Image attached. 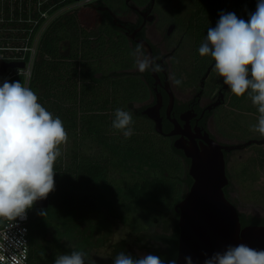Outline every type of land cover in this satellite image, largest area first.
Returning a JSON list of instances; mask_svg holds the SVG:
<instances>
[{"label":"trees","instance_id":"1","mask_svg":"<svg viewBox=\"0 0 264 264\" xmlns=\"http://www.w3.org/2000/svg\"><path fill=\"white\" fill-rule=\"evenodd\" d=\"M73 1H59L50 11ZM108 1L77 6L59 14L44 30L38 45L29 87L38 95L39 102L63 121L75 144L68 160L62 154L56 161L55 190L48 195L49 205L39 208L34 204L30 209L29 264H49L62 254V238L77 227V212L84 195L102 211L138 212L152 220L156 214L174 213V205L193 183L186 168L189 159L156 131L151 119L142 113L144 107L134 106L129 99L133 92L139 93L140 101L155 94L152 71L109 69L107 59L123 58L129 46L125 45L126 37L120 35L114 20L98 10L99 4ZM222 4L205 1L196 8L193 13L198 23L207 10L209 15L214 13L207 6H227ZM48 7L46 2L42 9ZM207 31L198 33L207 35ZM158 73L163 78V72ZM129 74L141 80L132 82L133 88L129 81L123 80ZM14 81L24 84V75L19 74ZM117 108L132 113L134 134L129 139L111 127ZM136 116L150 124L142 128ZM78 130H83L81 138L77 136ZM83 139L99 142L96 151L99 157L78 148ZM109 163L124 173L132 172L134 178L124 181L110 177ZM41 210L47 212L45 216L40 214ZM240 218L243 225L264 222V218L242 211ZM49 231L53 233L50 238ZM179 236L177 221L169 235L151 232L149 238L158 244L151 254L168 264V260L178 255Z\"/></svg>","mask_w":264,"mask_h":264},{"label":"clouds","instance_id":"2","mask_svg":"<svg viewBox=\"0 0 264 264\" xmlns=\"http://www.w3.org/2000/svg\"><path fill=\"white\" fill-rule=\"evenodd\" d=\"M201 57L214 61V72L223 79L236 97H247L258 116L250 130L264 137V0H257L255 12L248 20L234 13H222L215 28H208L199 49ZM136 69L143 73L160 72L159 56L151 55L142 43L132 52ZM27 75V74H26ZM169 81L180 86L174 74ZM130 111L117 108L111 127L125 139L134 134ZM63 121L40 102L38 95L20 81L0 84V218L14 222L26 218L35 202L46 199L55 190V164L62 155L61 145L68 142ZM47 212L41 210V215ZM204 264H264V249L246 244L229 245L224 252H215ZM87 253L72 250L60 254L54 264H85ZM186 264H193L190 256ZM10 264H18L11 258ZM91 264H95L94 261ZM114 264H165L157 255L138 259L120 252ZM168 264H177L173 259Z\"/></svg>","mask_w":264,"mask_h":264},{"label":"flooded vegetation","instance_id":"3","mask_svg":"<svg viewBox=\"0 0 264 264\" xmlns=\"http://www.w3.org/2000/svg\"><path fill=\"white\" fill-rule=\"evenodd\" d=\"M98 3L99 2H97V4ZM155 3L156 0L152 6V0H110L107 3L102 2L101 4H99L98 6L100 7L98 8V10H100V12L104 14V16L111 17L113 20L117 19L118 22H122L123 24H125L124 26H116L120 30V35L126 37L130 45L129 47H131L133 50L135 49L137 44L141 43L140 41L143 39H146L151 44L154 56L160 57V60L158 62L162 65V67L165 68L166 66V73L164 72V68L163 71H161L163 72V78L162 76H160L162 81L164 82L165 78H169L170 75L171 67L169 64V58H171V56H174L176 51L179 50L182 45L183 39L185 38V34H179L177 38L173 39L174 34L178 29L177 21H169L164 26L157 23V21L159 20V15L155 11ZM111 6H116L115 10ZM172 24H174L175 27L172 32H169V27ZM151 26H153V28L151 29V33L153 35L160 30L162 35L161 42L165 47L160 46L159 43L155 42L152 39L151 35L149 34V27ZM205 37L206 35H200L197 31L195 33H192L190 45L193 60L192 67L194 69L195 78L194 86L188 96L181 98L178 95L175 85L171 84L169 81L170 88L175 96V104L171 109L170 117L167 113L169 94L164 88V85L161 83L155 84V80L153 84L155 94H152L150 100L140 107L145 108L149 105L155 104L157 91L162 92L164 103L161 107V115L163 117L164 133L161 134H163L165 138H169L167 140L168 144L175 147L178 151L183 152V156L189 159V162L186 163L188 172L191 158L186 156L183 148H178L175 146L176 141L179 140L178 142H180L181 144H190V141L194 139L200 144L202 143V141H204V136H207L208 134L209 137L214 138L221 144L235 145L233 149L224 150L226 171L229 178V183L224 187V190L226 196L239 209L235 199L231 194V186L233 184V180L229 172L230 161L234 159V156L237 154L236 152H239V150L243 151L246 148H250L251 146L256 144L263 145L264 141L262 140L264 139V137L258 138L255 136H249L248 138H238V141L231 142L227 140V137H230L226 136L228 130H225L223 127H220L217 124V122H219V120L221 121L224 116L231 113V110L227 109L229 105H232V108H238V112L240 113H248L250 111L255 112L256 107L253 106L251 100L247 97V95H245L244 97H239L238 101L236 98L234 99V95L231 93L228 86L223 83V79L214 72V61L210 57H201L199 55L198 49L201 43L204 41ZM148 118L151 119L150 117ZM172 119H177L179 121V133L167 135L169 131L175 128V124ZM151 121L154 123L153 119H151ZM213 123L218 125V127H216V125L213 126ZM238 126H242V123H238ZM165 127H168V130H165ZM240 154L242 155V153ZM239 157L240 159H242L240 155ZM240 162L242 163L243 161ZM190 176L194 181L193 176L191 174ZM190 187L191 186L187 187L186 194L188 193ZM186 194L181 199H183ZM83 198L84 199L77 212V227L73 229L72 233L69 232L63 236V240L65 241V243L67 242L63 254H68L72 250L84 251L87 253L85 264H91L92 261L96 263L94 256H96V254L99 253L98 251H100L102 239L101 233L103 232V230H105V232L109 231L113 227L115 219L119 220L121 223L139 227L142 231L139 234L140 239L142 241H145L146 243L149 242L150 232H144L143 230L149 225V220L146 218V216L142 215V221L138 222L135 221V218H132L133 215L138 212L124 211L117 213L111 212L109 211V209L102 211L97 208L96 202L91 201L90 203H87V201L89 200L87 198V195H84ZM175 205L174 213L164 215L167 216V218L163 230L154 232H164L167 235L173 233L175 223L177 221L179 225L180 218V212L175 209ZM240 213L241 210L239 209V214ZM260 224H264V222ZM144 246L147 250H149L147 244H145ZM120 252L129 254L133 258L134 256L138 258L144 256L139 254L138 252L133 251L132 246L129 245L125 239H119L112 244L111 262L113 264L114 258ZM151 252L152 251H149L148 254H151ZM175 260H177V257L175 258ZM169 261L171 260H168V262Z\"/></svg>","mask_w":264,"mask_h":264},{"label":"rangeland","instance_id":"4","mask_svg":"<svg viewBox=\"0 0 264 264\" xmlns=\"http://www.w3.org/2000/svg\"><path fill=\"white\" fill-rule=\"evenodd\" d=\"M205 1H210L212 5L223 3L222 5L227 4V6H207L206 9H214V13L209 15L207 10L206 14L202 18V21L198 23V20L193 12L196 10V8L205 3ZM235 2L236 0H222L220 2L218 0H156L155 11L159 15V20L157 23L164 26L169 21H177L178 29L175 32L173 39L177 38L179 34H185V38L183 39L181 47L176 51L174 56L169 58V64L171 67L170 74H174L177 79L182 80V84L180 86H175L178 95L181 98L187 97L194 86L195 75L194 69L192 67L193 60L190 45L192 33H195L196 31L198 32V30L199 32H205L208 30V28H215L222 13H234L238 18L248 20L249 15L256 10L257 0H240L236 4ZM111 7L114 10L116 8V6ZM74 8L76 7L73 5L62 6L56 13L62 14ZM202 22L203 24L201 25L200 23ZM197 25L198 30L196 29ZM152 28L153 26L149 27V34L151 35L152 39L159 43L160 46H164L161 42L162 35L160 30L153 35L151 33ZM125 45L130 46L128 41L125 42ZM132 52V48L129 47L126 49V53L124 54L123 58H108L107 61L109 69L135 70V59H133L134 56L132 55ZM126 76L128 77H123V80L129 81L131 83V88L134 87L132 82L141 81L138 76L130 74ZM129 99L134 102V106L136 107H140L150 100V98H148L140 101V95L138 92H133ZM227 109L231 110V113L227 114L224 116V118H222L221 121L219 120V122H217L220 127L228 130L226 136L230 137H227V140L236 142L238 141V138L244 137L245 139L249 136L261 138L258 133L250 130V126L255 124L257 121V110H255V112L250 111L248 113H240L238 112V108H232V105H229ZM138 118H140V122L138 124L142 128H145L148 123L150 124L148 120H145L142 117ZM238 123H242V126H238ZM215 125L216 124L213 123V126ZM218 125H216V127H218ZM77 136H80L81 138L83 136V130H78ZM68 137L69 139L67 144L61 145V152L65 155L67 160L69 159L70 151L75 144L74 136L71 133H68ZM165 139L168 140L169 138L167 137ZM78 144V148L80 150H86V152L93 155L94 157H99V155L96 153V151L99 149V142L92 141L90 139H83L82 142L80 140ZM236 153L238 155L236 154L234 159H232L229 164V172L233 180V184L231 186L232 197L235 199L239 209L242 212L264 218V144H256L250 148H246L243 151L239 150V152L237 151ZM240 153H242V155ZM239 155L242 157V159H240ZM240 161L243 162L241 163ZM110 166V177L124 181L128 180V178L131 180L134 178L132 172L124 173L121 169H114L112 168L111 164ZM88 202L90 203L91 201L88 200L87 203ZM142 215L143 213H136L132 218H135V221L140 222L142 221ZM156 216L157 219H149V225L147 228L143 229L144 232L148 231L151 233L154 231L163 230L167 216H162L159 214H156ZM140 232L142 231L139 227L121 223L119 220L115 219L113 227L109 231L105 232V230H103L101 233L102 239L100 251H98L99 253L94 256L96 261L95 264H113L111 262L112 244L119 239H125L128 244L132 246L133 251L138 252L141 255H147L154 245L158 244L151 239L148 243L142 241L139 237ZM47 235L50 238L52 237L53 233L49 231ZM62 243L64 251L67 242L65 243L63 238ZM145 244L148 245L149 250L145 248ZM49 264H54V262Z\"/></svg>","mask_w":264,"mask_h":264},{"label":"water","instance_id":"5","mask_svg":"<svg viewBox=\"0 0 264 264\" xmlns=\"http://www.w3.org/2000/svg\"><path fill=\"white\" fill-rule=\"evenodd\" d=\"M154 2L155 0H152V6ZM114 22L119 26L125 25L117 19H114ZM174 27V24L170 25L169 32H172ZM140 42L154 56L151 44L146 39ZM7 66L24 67L25 62H3L1 73ZM164 72L166 73V66ZM152 74L155 84H163L169 94L167 113L170 117L175 96L170 88L169 78L166 77L163 82L159 73L152 72ZM163 103V94L157 91L156 103L142 110L143 114L154 120L155 129L159 133H164L161 115ZM172 120L175 128L167 135L179 133V121ZM178 141L175 142V146L183 148L186 156L191 158L189 173L194 181L186 196L175 205V209L180 212L177 264H186L187 256L192 258L193 264H204L205 253L207 257H210L215 252H224L229 245L243 243L255 249H264V224L243 226L239 209L225 194L224 187L229 183V178L224 150L233 149L235 145L221 144L208 134L204 136V141L200 144L194 139L190 141V144H181ZM35 205L39 208L47 207L49 196L35 202Z\"/></svg>","mask_w":264,"mask_h":264},{"label":"built area","instance_id":"6","mask_svg":"<svg viewBox=\"0 0 264 264\" xmlns=\"http://www.w3.org/2000/svg\"><path fill=\"white\" fill-rule=\"evenodd\" d=\"M98 1L100 0H74L63 6H85ZM46 2H49V7L42 9ZM58 2L0 0V84L5 79L12 82L19 74H22L25 78L24 85L29 87L42 34L51 21L60 14L56 13L58 10L50 11ZM24 11L28 14L24 15ZM12 61L25 62V66H7L1 73L3 62ZM29 220L30 209L26 213V218H18L14 222L0 218V264H10L13 257L18 264H29Z\"/></svg>","mask_w":264,"mask_h":264}]
</instances>
